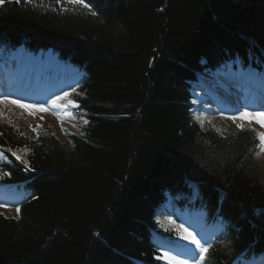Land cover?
Returning <instances> with one entry per match:
<instances>
[{"label": "trees", "instance_id": "16d2710c", "mask_svg": "<svg viewBox=\"0 0 264 264\" xmlns=\"http://www.w3.org/2000/svg\"><path fill=\"white\" fill-rule=\"evenodd\" d=\"M84 3H0V57L57 52L83 71L72 98L87 119L68 146L0 117V187L16 208L0 212V264H161L156 240L178 235L155 217L168 197L224 220L202 264L264 254L260 140L203 128L189 94L226 61L264 66V0Z\"/></svg>", "mask_w": 264, "mask_h": 264}, {"label": "rangeland", "instance_id": "374dc122", "mask_svg": "<svg viewBox=\"0 0 264 264\" xmlns=\"http://www.w3.org/2000/svg\"><path fill=\"white\" fill-rule=\"evenodd\" d=\"M17 61L21 60L25 63L26 68H29V73H34L36 75L43 74V78H45L48 74L47 69L51 67L53 68V62L55 60V57L52 52H46L43 53L42 56L39 54L36 55H24L23 53L18 54ZM13 61H9L7 63L0 62V100H3V97H8V100H3V102H0V117L4 118L6 121L13 123L15 126H17L21 131L26 132L28 134H35V131L33 129H44L48 132L53 133L62 143L65 145H70V142L68 138L66 137V132H74V133H80L82 132L81 127L85 124L84 121H87L86 118L82 115V113H77L78 109L77 103L72 98V93L75 90L76 83L73 78H70L68 76L67 81L65 83H58L55 79V76L53 78L55 81L47 87L43 82H40L37 84V87L34 86V84H30L24 81H21V79L18 78V81H16L17 84L21 85L24 84L26 87L29 88V93L24 96H10L6 94H2V89L7 90V80L6 78L9 77L8 73H4V70H11ZM236 66L235 69L232 70L233 65L231 63H227L225 66L224 71L213 73V74H206L204 72L199 73L198 80L195 82H191V94L192 95V108H191V115L192 117L198 121L203 128L209 129L213 128L219 133H229L234 132L241 127H238V125H242V127H248L255 131V133H264V127L261 126L260 123L257 121H264V106H257L254 107L253 105H249L245 97V90L241 88V90H237L235 86H237V83L242 82L239 77H244L246 75L250 76L252 75L255 78V82H257L259 85L263 86L264 88V68L261 67L260 70H250L245 68H237L240 66L239 62L236 60L233 62ZM231 64V65H230ZM9 65L6 69H2L4 66ZM17 65V64H16ZM230 67V68H229ZM63 70V68H61ZM69 69V66L67 70ZM66 70V71H67ZM223 70V69H222ZM72 72V71H71ZM206 74V75H203ZM219 75L222 78L226 77L227 75L234 77V80H231L232 87L230 88V91L228 94L226 93L227 90L224 89V87L221 85L222 79L217 75ZM239 73L242 75L239 76ZM19 74L24 75V69H22V72ZM54 74V73H52ZM56 74V72H55ZM208 75V76H207ZM210 76V77H209ZM238 76V77H237ZM42 78V79H43ZM205 78V79H204ZM207 80V81H206ZM235 80L237 81V85L235 83ZM4 81V82H3ZM41 81V80H40ZM70 81V82H69ZM233 81V84H232ZM55 84H58L57 86ZM201 84L204 86L202 90H199L203 92L204 94H207L206 97L204 95H198L199 98H197V93H193L194 90L198 91L197 88L194 87V85ZM208 85V87H207ZM41 86V87H39ZM31 87V88H30ZM35 87V88H34ZM246 89H250V85L245 87ZM39 89V90H38ZM5 90V92H6ZM32 90V92H30ZM35 91V92H34ZM226 91V92H225ZM251 92V98L252 101L260 102L262 97V91L258 89H251L249 93ZM31 93H36L33 95L41 94L42 96L31 98ZM64 93H68V96H64ZM217 93V94H216ZM45 94L48 95V97H45ZM222 95L223 97H220ZM225 96V97H224ZM56 97H63V99H60L57 101V104L64 105L66 107H54L50 102L56 98ZM217 99H216V98ZM220 97V98H219ZM208 98H211V102L213 99H215L216 103L210 104V101ZM258 98V99H257ZM19 100L22 104L27 105H34L37 107H30V108H23L19 105L12 104L8 102L9 100ZM226 99V100H225ZM231 101V105H228L227 101ZM69 101L74 102L75 106H72ZM212 106L215 111L209 110L206 107H199L197 106L199 103ZM255 103V102H254ZM42 105L44 109L46 110H40L39 106ZM218 106H221L219 108ZM208 110V111H207ZM247 111L251 115L244 119H231L233 116H238V113L241 111ZM261 114V115H258ZM38 126V127H37ZM260 151V150H259ZM261 153H264V151H260ZM259 152V153H260ZM174 203L169 198L165 201L164 204L157 210L155 216L156 219L161 222L163 225H165L168 228L174 229L176 231V234H178V230L180 229V226L183 225L184 228H187L189 232H191L193 235L196 236L198 240L202 244H208L211 240V235L213 232H217L220 228L219 225H206L203 223V217L204 214L202 210H192L187 211L186 209L183 211H178L174 208ZM0 212H3L8 215H15L16 211L12 207L5 205L3 203H0ZM177 240H168L169 242V253L171 255H175L180 259H184L188 261V264H195V258L199 256L198 250L196 249V246L194 244H191L189 241L181 239L179 235H177ZM166 241V240H165ZM168 248V246H166ZM189 249H192L193 251H189ZM191 256L192 260H189V257ZM162 261L165 264H168V261L162 259ZM257 264V263H256Z\"/></svg>", "mask_w": 264, "mask_h": 264}, {"label": "bare ground", "instance_id": "6f19581e", "mask_svg": "<svg viewBox=\"0 0 264 264\" xmlns=\"http://www.w3.org/2000/svg\"><path fill=\"white\" fill-rule=\"evenodd\" d=\"M20 53H23L24 55H27L24 51H23V49L22 48H20V49H18V50H16L14 53H13V57H12V59H11V61H13V63L12 64H10V65H12V69L10 70H4L3 72L4 73H8V76L9 77H7L6 78V80H7V90H6V87H5V89H2L1 91L3 92L2 94H6V95H10V96H24V95H27L28 93H29V88L28 87H26L24 84H22L21 83V85H19V84H17L16 83V81H18V78L19 79H21V81H25L26 80V76L28 75V80L30 81L29 83L30 84H32V82H33V80L36 78V74H34V73H32L31 75H29L28 74V70H29V68H26V65H25V63L23 62V61H21V60H19V61H17V55L18 54H20ZM28 56V55H27ZM8 62V61H7ZM6 62V63H7ZM59 65H58V64ZM17 64V65H16ZM9 65H7V66H4L2 69H6L7 67H8ZM61 66H63L62 64H60L59 62H56V63H53V68L51 69V72H53L54 74H52V76H55V79L57 78V80H58V75H61L64 71L65 72H67V73H71V71H72V69H71V67L69 66V69L66 71V70H62L61 68ZM22 69H24V75L23 74H19V73H21L22 72ZM55 72H56V74H55ZM203 75H206V74H204L203 73ZM218 76L219 75H222V73L221 74H217ZM232 74H230V76L229 75H227L226 77H221V76H219L221 79H222V81H221V85L224 87V89H226L227 90V94H228V92L230 91V88L232 87V85H231V80H234L233 78L235 77H232L231 76ZM208 76V75H207ZM41 77H43V75H41ZM210 77V76H209ZM254 77L252 76H249V77H247L246 78V80L244 81V83H237V81L235 80V83H234V85L236 84L237 86H235L236 88H237V90H241V86L240 85H242V86H246L247 85V83H250L251 81H252V79H253ZM205 79V78H204ZM1 80V79H0ZM207 81V80H206ZM4 82V81H3ZM54 82V81H53ZM1 83V82H0ZM39 83H40V79H39ZM27 84V83H26ZM232 84H233V81H232ZM264 84V83H263ZM56 86L58 85V84H55ZM194 85V87L195 88H197L198 89V91H196V90H194L193 91V93H197V98H199V96L198 95H204L205 97H206V95L207 94H204L203 92H201V91H199V90H202V88H204V86H202L201 84H199V85H195V84H193ZM35 86V85H34ZM37 87V86H36ZM39 87H41V86H39ZM207 87H208V85H207ZM1 88V87H0ZM31 88V87H30ZM35 88V87H34ZM38 88V87H37ZM5 90H6V92H5ZM39 90V89H38ZM30 92H32V90L30 91ZM217 94V93H216ZM229 95V94H228ZM38 96V94L36 95V97ZM31 97H32V95H31ZM220 97H223L222 95H220ZM219 97V98H220ZM225 97V96H224ZM216 98V97H215ZM217 99V98H216ZM258 99V98H257ZM208 100L210 101V104H214V102L216 103V101H215V99H213L212 100V102H211V98H208ZM226 100V99H225ZM262 101H264V98H261V100H260V102L259 103H261ZM194 102V101H193ZM227 103H228V105H230V106H232V108L234 107V105H231V101L230 100H228L227 101ZM259 103L258 104H255L254 105V107L255 106H258L259 105ZM197 106H199V107H206L207 109H209V110H213V111H215V109L212 107V106H208V105H205V104H202L201 103V101H200V103L197 105ZM208 111V110H207Z\"/></svg>", "mask_w": 264, "mask_h": 264}, {"label": "snow or ice", "instance_id": "6c2138e0", "mask_svg": "<svg viewBox=\"0 0 264 264\" xmlns=\"http://www.w3.org/2000/svg\"><path fill=\"white\" fill-rule=\"evenodd\" d=\"M57 3L60 2V0H56ZM0 3H3V0H0ZM67 3L69 4H80L83 5V7L85 8H89L88 4L84 3V0H67ZM64 9H62L63 11ZM89 10L91 11V9L89 8ZM92 15H96L95 12L91 13ZM68 93H64V96H68ZM63 99V97H56L54 98L50 103L54 106V107H66L64 105H59L57 104V101ZM3 100H8V97H3ZM3 100H0V102H3ZM8 102L12 103V104H16L19 105L20 107L23 108H30V107H37L34 105H27V104H22L19 100H9ZM69 103L72 106H75L74 102L69 101ZM40 110H46L43 108L42 105L39 106ZM251 114L249 112L245 111H241L238 113V116H233L231 117V119L235 120V119H244L249 117ZM261 115V114H258ZM258 123L261 124L262 127H264V121H257ZM84 123H87V121H84ZM38 127V126H37ZM238 127L242 128V125H238ZM33 131H36V129L34 128ZM257 137L260 140V144L258 145L260 151H264V133H257ZM13 155H16V153H13ZM257 155H259V153H257ZM17 160H20L21 157L20 156H16ZM17 212H19V208H17ZM178 235L180 236L181 239L187 240L189 241L191 244H194L196 246V249L198 250V254L200 259L196 261V264H202V262L205 260L207 253L209 252V247L206 246V244H202L200 242V240H198L196 238L195 235H193L191 232L188 231L187 228H184L183 225L180 226V229L178 230ZM189 251H193L192 249H189ZM158 258L164 259L166 261H168V264H188L187 260L184 259H180L175 255H171L169 252H163L162 255Z\"/></svg>", "mask_w": 264, "mask_h": 264}]
</instances>
